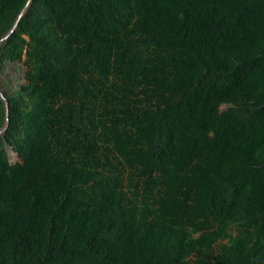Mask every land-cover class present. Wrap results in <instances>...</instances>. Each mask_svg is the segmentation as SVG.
I'll list each match as a JSON object with an SVG mask.
<instances>
[{
  "label": "trees",
  "instance_id": "1",
  "mask_svg": "<svg viewBox=\"0 0 264 264\" xmlns=\"http://www.w3.org/2000/svg\"><path fill=\"white\" fill-rule=\"evenodd\" d=\"M29 1L0 264H264V0Z\"/></svg>",
  "mask_w": 264,
  "mask_h": 264
},
{
  "label": "rangeland",
  "instance_id": "2",
  "mask_svg": "<svg viewBox=\"0 0 264 264\" xmlns=\"http://www.w3.org/2000/svg\"><path fill=\"white\" fill-rule=\"evenodd\" d=\"M26 66L22 62H4L0 66V96L6 101L5 95L13 92L25 83ZM226 106L223 105L222 109ZM10 161L19 160L16 152L9 148Z\"/></svg>",
  "mask_w": 264,
  "mask_h": 264
},
{
  "label": "water",
  "instance_id": "3",
  "mask_svg": "<svg viewBox=\"0 0 264 264\" xmlns=\"http://www.w3.org/2000/svg\"><path fill=\"white\" fill-rule=\"evenodd\" d=\"M30 3H31V0L28 2V4L26 5V7H27ZM26 7H25V8H26ZM25 8H24V10H25ZM24 10L20 13L19 17L17 18L16 23L14 24V27L17 25V21L19 20V18L23 15ZM14 27H13V28H14ZM5 38H6V36H5L2 40H4ZM2 40H1V41H2ZM7 110H8V107H7ZM8 121H9V119H8V117H7V119H6V123H7V124H8ZM3 130H4V129H2V130L0 131V133L3 132Z\"/></svg>",
  "mask_w": 264,
  "mask_h": 264
}]
</instances>
